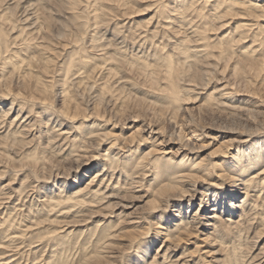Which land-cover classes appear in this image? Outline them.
<instances>
[{
    "label": "bare ground",
    "instance_id": "6f19581e",
    "mask_svg": "<svg viewBox=\"0 0 264 264\" xmlns=\"http://www.w3.org/2000/svg\"><path fill=\"white\" fill-rule=\"evenodd\" d=\"M35 1L0 0V55L9 68L0 74V169L3 174L7 168L36 172L32 194L23 190L18 195L11 188L1 195L0 264H19L24 258L25 264H34L31 249L45 241L65 247L77 229L72 226L88 220L63 224L56 218L88 213L100 218L94 229L83 224L78 230L80 237L87 233L90 243L80 245L74 258L67 247L55 251L53 264H112L107 259L121 235L114 229L119 224L139 228L142 214L160 215L152 222L159 230L132 238L126 251L134 255L127 252L124 264H264V247L255 256L245 255L252 250L250 239L259 243L264 232V198L263 208L257 203L264 193V0H145L142 9H135L136 0ZM48 2L68 12L55 31L41 21L37 7L49 14L56 9ZM80 4L86 5L80 16L71 15ZM115 10L123 20L106 28V15L100 13L110 11L114 18ZM141 12L149 13V19L133 26L132 16ZM16 30L21 39L12 43L8 36ZM79 46L91 58L71 71ZM54 49L60 51L54 55ZM63 51L64 66L55 71ZM124 63L136 70L144 87L133 81ZM244 70L262 78V84L242 80ZM12 83L22 84V92ZM57 101L61 108L53 110ZM30 106L44 111L32 118L26 110ZM203 110L244 124L242 130L220 128L228 135L222 143L224 158L201 156L217 141L206 135L210 126L193 116ZM78 116L79 125L67 123ZM166 121L171 127L165 130ZM35 137L44 139L40 154L29 152ZM71 138L78 141L72 149L67 147ZM54 158L49 167L47 161ZM217 172L229 175L231 185L216 184L212 176L226 177ZM72 187L77 188L63 194ZM43 188L49 191L41 197L37 192ZM17 196L21 211L11 206ZM197 201L199 209L190 214ZM140 204L148 207L142 214ZM207 211L212 215L207 217ZM115 219L117 224H111ZM169 223L173 231L165 226ZM55 224L60 226L38 232L37 241L25 246L28 254L16 258L13 252L24 244L17 241ZM159 235L165 239L146 262ZM191 239H196L194 249L184 248ZM218 246L229 254L219 258ZM201 251L211 253L209 262L195 263Z\"/></svg>",
    "mask_w": 264,
    "mask_h": 264
},
{
    "label": "rangeland",
    "instance_id": "374dc122",
    "mask_svg": "<svg viewBox=\"0 0 264 264\" xmlns=\"http://www.w3.org/2000/svg\"><path fill=\"white\" fill-rule=\"evenodd\" d=\"M138 3H137V5H136V7H135V9H138L139 7H140V5H141V8H139V9H142V6L144 7L145 6V4H147L146 3V1L145 0H136ZM144 1V2H143ZM35 2H37V0L35 1ZM70 2H71V0H70ZM141 3V4H140ZM48 4H49V6H51V5H53V3H50V2H48ZM83 6H86L85 4H80L79 6H76V8L75 7H73L72 9V11H71V15H73V16H80V15H78V13H80L81 12V9H85ZM37 7H38V9L40 10V17H41V21L42 22H44V24H46V26L47 27H50V28H52V29H54V31H55V29H56V27H57V29H58V23L61 21V18H60V16H63V17H68V12H67V10H65L64 12H62V11H59L58 9H57V7L56 6H54L53 5V7L56 9V10H52L54 13H52V11H50L49 12V14H47L48 13V10L46 9L45 11L43 10V9H41V6L40 5H37ZM71 7V6H70ZM78 8V9H77ZM91 9H94V8H91ZM111 10V9H110ZM47 11V12H46ZM57 11V12H56ZM136 10H134V12H135ZM59 12V13H58ZM65 12H67V13H65ZM76 14V15H74V14ZM114 13H115V20H114V18H112L111 16H110V14H112L113 15V13L112 12H110V11H106V14H102V13H100V15H101V17H102V15H106L105 16V18L107 19V22H108V24L107 25H105V27L106 28H111V26H113V25H115V24H117V23H119L121 20H123V18H121L120 16H118L119 14H121V12L120 11H117V10H115L114 11ZM140 13V12H139ZM57 14V15H56ZM59 14H61V15H59ZM65 14V15H64ZM150 14L149 13H143V12H141V14H136V15H134V16H132V21H131V24H133V26H136L137 24H145L146 23V21L149 19V16ZM117 16V17H116ZM113 20H112V19ZM57 19V20H56ZM60 19V20H59ZM101 19H103V18H101ZM44 20V21H43ZM46 20V21H45ZM78 20H79V18H78ZM111 20V21H110ZM79 21H81V20H79ZM78 21V22H79ZM91 22V21H90ZM117 22V23H116ZM145 22V23H144ZM92 24H94L93 22H91ZM60 24V23H59ZM100 24V22L98 23V25ZM113 28V27H112ZM18 35H19V33H18V31L16 30V31H14L13 33H11L8 37V39H10L11 41H12V43H14L13 41L14 40H17V41H19L21 38L19 37V38H17L18 37ZM25 35H21V37H24ZM37 37V36H36ZM76 37H79L78 35L77 36H75L74 37V39L76 38ZM17 38V39H16ZM19 44H21V42H18V44H17V46L19 45ZM83 46V45H82ZM82 46H79L80 48L78 49V48H76V49H74V53L76 54L73 58H74V66L72 67V69H71V71H77L78 70V68H80V65H81V63L82 62H84V61H88V60H90V58H91V54H89V52H87L86 50H84V47H82ZM20 49H21V47H20ZM14 51H16V50H14ZM55 51V52H54ZM57 51H60V50H58V49H54L53 50V54L55 55V53L57 52ZM68 53V52H67ZM78 53V54H77ZM36 53H34V54H31L30 56L32 57V56H34ZM65 55H66V51L64 52H62V54H61V57H59L58 58V60L60 61V60H62L63 58H66L65 57ZM24 58V57H23ZM26 60H28V58H26ZM58 60H57V62L55 63L56 65H54V67H55V71L57 70V68H63V66H64V61H60V63H59V65H58ZM83 60V61H82ZM4 62H5V59L3 58V56H1L0 55V74H2V75H5V73H6V71H9V68H7V65H4ZM81 62V63H80ZM123 66H124V69L125 68H127V71L131 74V76L133 77V81L135 82V83H137V85L138 86H143L144 87V82L142 81V79H140V77H138L135 73V69H131L126 63H124L123 64ZM4 68H6L5 70H4ZM62 70V69H61ZM134 70V71H133ZM3 71H5V72H3ZM241 77H242V80H246V81H248L249 82V84H254L255 83V85H261L262 83L261 82H263L262 81V78H260L259 80H257L256 79V77H254V76H252V75H250L249 73L247 74V72L244 70V74L243 75H240ZM6 78H7V75H6ZM137 78H138V80H137ZM59 78L57 77L56 78V80H58ZM141 80V81H140ZM5 81H7V79L5 80ZM8 82H9V78H8ZM143 83V84H142ZM13 84H15V83H12L11 84V86L13 87V89L16 91V92H18V91H21L22 92V90H23V88H22V84H18V85H13ZM245 83L243 82L242 84H241V89H243L244 90V88H245ZM256 87V86H255ZM53 88H54V86H53ZM256 88H259V87H256ZM260 93H261V95H263L264 96V89H262L261 91H260ZM256 101V100H255ZM79 104L80 105H82V107H85L84 105H83V102H81V101H79ZM237 105V104H236ZM104 107V106H103ZM131 107H136V106H134V104L132 105L131 104ZM53 110H56V109H59V108H61V104H60V102H55V103H53V105H52V107H51ZM104 108H106V107H104ZM28 112H30V114H31V116H32V118L33 117H35V115H40L44 110H43V108H38V106L37 107H32V106H30V107H28L27 109H26ZM110 112H109V110L107 109V112H106V115H108ZM193 116H194V118H196L197 120H199L200 122H201V124H204V125H208V126H210L207 130H206V135L210 138V137H217V141L215 142V143H213V144H211V146L209 145V147L204 151V153L201 155V156H206V155H208L209 153H216V154H221V155H219V158H220V156H222V158H224L226 155H223V152L225 151L224 150V148H225V146H224V144H222L223 143V141L224 140H226V138L228 137V135L227 134H224V133H221V129L220 128H232V129H237V130H242L243 129V127H244V124L242 123V122H240V120L238 119V118H229V119H226L225 117H224V115H218V114H210V113H207L206 111H201V112H197V111H195V112H193ZM37 119H39V118H35L34 120H37ZM226 119V120H225ZM78 122V123H77ZM80 121H79V116L76 118V119H73L72 121H71V119H67V123L70 125V126H73V124L74 123H77V124H75V125H79L80 123H79ZM37 124H38V122H37ZM163 124V126H164V128H165V130L166 129H169L170 127H171V124H169V121H166L165 123H162ZM165 124V125H164ZM77 128H82V127H80V126H76ZM39 134H37L36 136H38ZM213 135V136H212ZM32 140V137H30L29 139H28V142H30ZM33 143H31V147L29 148V152H37L38 154H40L41 152H43V150H42V143H44V139L43 138H38V137H35V138H33ZM208 140V139H207ZM74 139L73 138H71V142H68V146L67 147H69L70 145V147H71V149H72V147L74 148V146L75 145H77V143H78V141L77 140H75L74 142ZM47 153L45 154V155H48V156H50L49 155V152L48 151H46ZM33 153H31L32 155H33ZM1 160V159H0ZM56 160V158H54V159H51L50 161H47V165H50L49 167H51L53 164H54V161ZM27 163H29V161L27 160L26 161ZM219 163H220V160H219ZM5 164H6V161L5 160H3V165L2 166H4L5 167ZM7 164H10V162L7 160ZM8 166V165H7ZM20 166H18L17 167V169L19 168ZM68 167V166H67ZM23 169L25 168V167H22ZM30 168V169H29ZM3 172H5L4 171V169H0V199L2 198V196H4L3 194L4 193H7V190L9 189H11V188H15L16 190H17V194L19 195V193H21L23 190H25V193H27L28 194V192H29V194H32L33 193V191H32V189H33V187L34 186H36V178H35V175H36V172H33V169L31 168V167H28V168H25L23 171H21V172H19V173H15V172H12V171H10L8 168H7V173H4L3 174ZM48 173H46V176L47 175H49V172L50 171H47ZM91 172L93 173L94 172V170L92 171L91 170ZM217 173H219V174H217ZM216 174L217 175H220L222 172H217ZM39 174V173H38ZM91 174V173H90ZM90 174H88L87 175V177H85L84 179H83V181L81 182V184L83 185V184H85V182H87L88 181V178H89V175ZM223 174H225V173H223ZM223 174H221V175H223ZM226 175V174H225ZM154 177V176H153ZM230 178V176L229 175H226V177H222V176H220L219 178L218 177H216V175L215 176H212L211 177V179H213L214 181H215V183L216 184H221V183H223L224 184V186H226V185H228V186H230L231 185V181L232 180H230L229 179ZM11 181V182H10ZM10 183V185H8L7 186V188L5 187L7 184H9ZM152 183V182H151ZM5 187V188H4ZM50 187H52V186H50ZM38 188H40V186H38ZM77 187H72L71 189H69V190H65V189H63L64 191H63V194H68V195H70L75 189H76ZM49 190H45L44 188L43 189H41L40 191H38L37 193L41 196V197H43L44 196V194H46V192H48ZM55 193H57V191H55ZM187 194V193H186ZM2 195V196H1ZM252 195L253 196H251L252 198L254 197V192L252 193ZM244 196H240V199H238V201L239 200H241L242 198H243ZM24 198V197H23ZM205 198V197H204ZM263 198H264V193L261 195V197H260V199H259V201L257 202L258 203V205H261V208H263ZM18 199H19V196H17V198L14 200V202H13V204L11 205L12 207L14 206L15 208H16V211H21L22 210V206H21V200H20V204L19 205H17L16 206V203L18 202ZM29 199V198H28ZM27 199V200H28ZM41 199V198H40ZM15 204V205H14ZM29 204V203H28ZM27 205V204H26ZM141 205V204H140ZM141 206H143V205H141ZM144 207V208H143ZM143 207H141V209L138 211V213H140V214H142V212L143 211H146L147 210V208H145V206H143ZM199 209V201H197L194 205H193V207L190 209V214H192V213H194L196 210H198ZM264 211V210H263ZM4 210L2 211V213H1V215H0V217L2 218V217H5L4 216ZM10 212V211H9ZM208 213H207V217H209V216H211L212 215V213L210 212V211H207ZM175 213V212H174ZM13 214H15V212L13 213ZM59 214V213H58ZM58 214L56 215V216H58ZM88 214H90V213H88ZM86 215V216H83L82 218H79L78 216V218H75V217H73V216H71V217H69V218H62V217H60L61 219H59V218H56V220H58V221H60V222H63V224H67V223H71V224H74V222L75 221H79V220H84V218L85 219H87L88 220V223H80L81 225H78V224H74V226H72V227H74V229L75 228H77V229H75V231H74V235L67 241H65V247H67V252H70L69 253V256L70 257H76V255L78 254V252L80 251V245H82V244H84V243H90V238H89V236H87V233H83V235L80 237V233L78 232V230H82V228L84 227V226H86V228L87 229H94V227L96 226V224L99 222V220H100V218H99V216H96V217H91L90 215ZM159 214H161V213H159ZM169 215V213L167 214V215H164V218L165 217H167ZM155 216V217H154ZM154 216H148L147 214H142V215H140V217H142L143 218V221H141V224L139 225V228H137V229H134L133 227H127L125 224H119V225H117L116 226V228L114 229V230H117L118 231V233H121V235H120V237L119 238H117L116 239V241H115V249H113V251H111V252H113L114 254L113 255H111V257L110 256H108V258L109 259H107V261H110V263H112V264H124V262H126V260H127V258H126V260H124V256L127 254V252H128V254L130 255V256H133L134 255V251H126L128 248H130V243H131V240H132V238H134V237H136V236H140V234L142 235V234H144L146 231H147V229H148V232H149V234H155L156 233V231H158L159 229H156L157 227L156 226H152V222L153 221H157L158 220V217L160 216V215H154ZM226 217V216H225ZM53 219H55V217H52ZM10 220V219H9ZM237 221H238V219H237ZM176 222H174L173 224H175ZM0 224H2V222L0 223ZM63 224H61V225H63ZM83 224H85L84 226H83ZM111 224H114V225H116L117 224V222H116V219L115 220H113L112 222H111ZM148 225H150V226H148ZM1 226V225H0ZM60 225L59 224H55V226H50V225H47V226H44V227H39L38 229H36L35 231H32L31 233H29L28 234V236L26 237V238H22V240L21 241H17L16 242V244L18 245L19 244V242H22V243H24L22 246H19V248H23L22 250H19V251H14L13 253L15 254V252H16V255L18 254V256H16V258H20V257H22V256H26V254H28V249H29V247H25V246H29L30 245V243H35L36 241H37V238L39 237V234H38V232H41V231H48V230H54V229H56V228H58ZM82 226V227H81ZM165 226H168L169 227V229H170V227H171V231H173L174 230V225H172V224H168V225H166L165 224ZM51 227V228H50ZM1 229L3 230V229H5V225L4 226H1ZM24 229V228H23ZM84 230H85V228H84ZM164 231V230H163ZM81 232V231H80ZM164 233V232H163ZM27 234V233H26ZM138 236V237H139ZM255 235H254V231L251 233V237H254ZM137 237V238H138ZM80 238V239H79ZM165 238H164V236L163 235H159V240L153 245V247H152V250L150 251V254H149V256H148V258H147V260H146V262H151L153 259V257L155 256V254H156V252H157V250H158V248H159V246L161 245V243L163 242V240H164ZM254 239H255V237L254 238H251L250 239V242H249V244H251V245H249V247L250 246H252V247H250L252 250L251 251H245V255L246 254H248L250 257L251 256H255L258 252H259V250H260V248H262V247H264V232H263V235H261V238H260V242L259 243H255L254 242ZM256 240V239H255ZM195 242H196V239H191V240H189L186 244H184V248H187V249H189V250H192V249H194V245H195ZM226 244H225V246L227 247L228 245H229V239H226ZM1 243V242H0ZM57 243H58V245H57ZM255 244V245H254ZM36 245H38V244H35V246ZM257 245V246H256ZM39 246V245H38ZM87 246V245H86ZM117 246V247H116ZM253 246H256L255 248L253 247ZM24 247H25V249H24ZM44 247V248H43ZM46 247H48L47 248V251H46ZM65 247H63V245H61V243H59L57 240H52V241H45V243H43L41 246H39V247H36V248H34V249H31L32 250V254L29 256V258H30V261H32V263H34V264H53V262L55 263V261H53L54 259L52 258V256L54 255V253H55V251H62V250H65ZM87 247H90V246H87ZM221 247V246H220ZM259 247V248H258ZM117 248V249H116ZM90 249V248H89ZM217 249H219V255H218V257L220 258V255H223V256H221V259H222V257H226L228 254H229V252L230 251H225V250H222V248H219V246H218V248ZM54 250V251H53ZM46 251V252H45ZM182 252H183V249H182V251H179L178 253H177V255H176V257L175 258H173L172 260H174V259H176L180 254H182ZM251 252V253H250ZM136 255H140V253H136ZM210 255H211V253H208V251H201V254H199V255H196V258H195V263L196 262H199V263H207V262H209L210 261ZM248 255H246V256H248ZM213 256V255H212ZM34 258H37V260L36 259H34ZM248 259V258H247ZM247 259H245L244 261L246 262L247 261ZM161 262L163 261V260H160ZM79 261L77 260L76 262H74V263H78ZM145 262V263H146ZM131 263L132 264H134V261L133 260H131ZM19 264H25V258H24V260L23 261H21V262H19ZM57 264V263H56ZM139 264H144V263H139ZM209 264V263H208ZM224 264H227V263H224Z\"/></svg>",
    "mask_w": 264,
    "mask_h": 264
}]
</instances>
